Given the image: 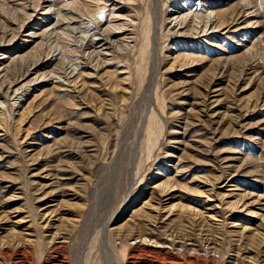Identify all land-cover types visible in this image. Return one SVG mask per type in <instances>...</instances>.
Segmentation results:
<instances>
[{"label": "rangeland", "instance_id": "1", "mask_svg": "<svg viewBox=\"0 0 264 264\" xmlns=\"http://www.w3.org/2000/svg\"><path fill=\"white\" fill-rule=\"evenodd\" d=\"M81 1L0 0V264H264V0Z\"/></svg>", "mask_w": 264, "mask_h": 264}, {"label": "bare ground", "instance_id": "2", "mask_svg": "<svg viewBox=\"0 0 264 264\" xmlns=\"http://www.w3.org/2000/svg\"><path fill=\"white\" fill-rule=\"evenodd\" d=\"M82 1H83V0H82ZM82 1H81V4H82ZM37 2H38V1H37ZM37 4H38V3H37ZM86 5H87V4H86ZM115 5H116V4H115ZM39 6H40V5H39ZM81 6H83V5H81ZM80 16H81V15H80ZM186 17H187V15H182L181 18H180V20H178V21L176 22V25H180V26H182V27L184 28V27H185V26H184V25H185L184 22H186L185 20L187 19ZM200 17H201V16H200ZM67 18H68V17H67ZM176 18H177V17H176ZM176 18H175V19H176ZM155 19H156V18H155ZM202 19L204 20L203 16H202ZM64 20H66V19H64ZM207 21H209L208 18H206L205 23H206ZM220 21H221V18H220ZM67 22H68V20H67ZM76 22H77V21H76ZM210 22H211V21H210ZM70 23H71V22H70ZM169 23H170V22H169ZM208 23H209V22H208ZM71 24H73V23H71ZM211 24H212V23H211ZM220 24H222V22H221ZM113 25H114V24H113ZM113 25H112V26H113ZM160 25H161V23H160ZM192 25H193V24H192ZM203 25H204V24H203ZM207 25H208V24H207ZM207 25H205V26H207ZM212 25H213V24H212ZM75 26H76V25H75ZM120 26H121V25H120ZM155 26H156V24H155ZM195 26H196V25H195ZM107 27H109V26L107 25ZM116 27H117V26H116ZM156 27H157V26H156ZM66 28H67V27H66ZM73 28H74V27H73ZM111 28H112V27H111ZM123 28H124V27H123ZM71 29H72V28H71ZM76 29H78V28H76ZM84 29H85V28H84ZM114 29H115V28H114ZM116 29H118V28H116ZM121 29H122V28H121ZM121 29H119V31H121ZM140 29H141V28H140ZM192 29H193V28H192ZM194 29H195V28H194ZM204 29H205V28H204ZM90 30H91V29H90ZM99 30H100V29H98V31H99ZM110 30H111V29H110ZM101 31H102V30H101ZM101 31H100V32H101ZM123 32H125V31H123ZM149 32H150L149 27H148V28H144L143 35H141V36H142V39H143V45H142V47H141V49H142V50H141V54H143V53L145 52L144 49H145V48L147 47V45L150 43V42H149V43L147 42L148 39H149V38H148V34H149ZM98 33H99V32H98ZM109 33H110V32H109ZM121 33H122V31H121ZM40 34H41V33H40ZM115 34H116V33H115ZM126 34H127V33H126ZM194 34H195V33H194ZM73 35H74V34H73ZM91 35H92V34H91ZM99 35H100V33H99ZM99 35H98V34H97V35H96V34H93V35L91 36V39H90V38H89V39L87 38V42H88V43H87V42H86V43L88 44V46H90V47H91V45L93 46V45L95 44L94 41L96 42V40L100 39V38H99ZM103 35H105V34L103 33ZM124 35H125V34H124ZM27 36H29V35L27 34ZM33 36H36V33H34ZM77 36H78V35H77ZM101 36H102V35H101ZM108 36H109V35H108ZM85 37H86V36H85ZM105 37H106V35H105ZM149 37H150V36H149ZM73 38H74V37H73ZM81 38H82V40H84V39H83V36H81L80 39H81ZM102 38H103V37H102ZM122 38H123V37H122ZM122 38H120V39H122ZM124 38H125V37H124ZM128 38H129V37H128ZM131 38H132V37H131ZM107 39H108V38H107ZM125 39H127V38H125ZM125 39H124V40H125ZM26 40H27V39H26ZM26 40H24V43L27 42ZM112 40H113V39H112ZM85 41H86V40H85ZM102 41H104V40H102ZM105 41H106V40H105ZM105 41H104V44H102V46H101V45H98L99 50H97V51L99 52V54H100V52H102V50H103V49H101V47L107 45V41H109V40H107L106 43H105ZM125 41H126V40H125ZM81 42H82V41H81ZM112 42H113V41H112ZM112 42H111V43H112ZM117 42L119 43V41H117ZM121 42H122V41H121ZM83 43H84V42H83ZM96 43H98V42H96ZM102 43H103V42H102ZM123 43H124V42H123ZM109 44H110V43H109ZM82 45H83V44H82ZM86 46H87V45H86ZM109 46H110V45H109ZM148 46H149V45H148ZM83 47H85V46H83ZM83 47H82V48H83ZM105 47H106V46H105ZM83 49H86V48H83ZM104 49H105V48H104ZM109 49H110V48H109ZM88 51H89V50H88ZM92 51H94V49H93ZM139 51H140V50H139ZM95 52H96V51H95ZM95 52H94V53H95ZM88 53H89V52H88ZM91 53H92V52H91ZM94 53H93V54H94ZM89 54H90V53H89ZM89 54H88V55H89ZM95 54H96V53H95ZM97 54H98V53H97ZM97 54H96V55H97ZM141 54H140V55H141ZM90 55H91V54H90ZM103 55H104V54H103ZM3 56H4V53H3ZM154 57H155V56H154ZM154 57H153V58H154ZM17 58H19V57L17 56ZM10 86H11V85H10ZM19 88H20V87H19ZM18 90H19V89H18ZM138 243H140V242H138ZM59 244H60V243H59ZM138 245H139V244H138ZM52 247H53V246H52ZM52 249H53V248H52ZM54 249H55V247H54ZM52 251H53V250H52ZM49 253H50V252H49ZM132 256H133V255H132ZM133 258H134V257H133ZM130 263H132V262H130ZM135 263H136V262H135ZM144 263H145V262H144ZM53 264H54V263H53ZM57 264H58V263H57ZM136 264H137V263H136Z\"/></svg>", "mask_w": 264, "mask_h": 264}]
</instances>
